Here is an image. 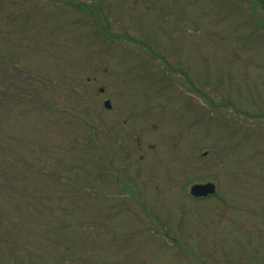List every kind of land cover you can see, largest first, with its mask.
I'll use <instances>...</instances> for the list:
<instances>
[{
	"label": "rangeland",
	"instance_id": "obj_1",
	"mask_svg": "<svg viewBox=\"0 0 264 264\" xmlns=\"http://www.w3.org/2000/svg\"><path fill=\"white\" fill-rule=\"evenodd\" d=\"M0 264H264V0H0Z\"/></svg>",
	"mask_w": 264,
	"mask_h": 264
},
{
	"label": "water",
	"instance_id": "obj_2",
	"mask_svg": "<svg viewBox=\"0 0 264 264\" xmlns=\"http://www.w3.org/2000/svg\"><path fill=\"white\" fill-rule=\"evenodd\" d=\"M105 106L110 108L109 101L105 102ZM215 192L216 187L212 183L194 185L190 191L191 195L195 198L207 197L209 195H213Z\"/></svg>",
	"mask_w": 264,
	"mask_h": 264
}]
</instances>
